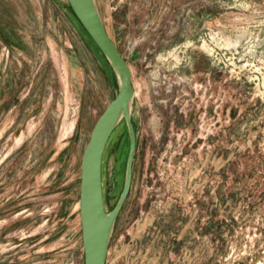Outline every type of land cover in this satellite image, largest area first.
<instances>
[{
  "label": "rangeland",
  "instance_id": "obj_1",
  "mask_svg": "<svg viewBox=\"0 0 264 264\" xmlns=\"http://www.w3.org/2000/svg\"><path fill=\"white\" fill-rule=\"evenodd\" d=\"M95 3L131 68L136 134L105 264H264V0ZM72 13L0 0V264H83L80 160L118 84ZM128 144L123 120L107 211Z\"/></svg>",
  "mask_w": 264,
  "mask_h": 264
},
{
  "label": "water",
  "instance_id": "obj_2",
  "mask_svg": "<svg viewBox=\"0 0 264 264\" xmlns=\"http://www.w3.org/2000/svg\"><path fill=\"white\" fill-rule=\"evenodd\" d=\"M82 27L114 70L118 90L96 119L80 160L78 211L81 227L83 264H105L115 218L127 197L136 146L135 128L130 115L134 95L131 68L109 36L95 0H67ZM128 129L125 176L119 197L107 211L102 186L101 162L104 148L120 119Z\"/></svg>",
  "mask_w": 264,
  "mask_h": 264
},
{
  "label": "bare ground",
  "instance_id": "obj_3",
  "mask_svg": "<svg viewBox=\"0 0 264 264\" xmlns=\"http://www.w3.org/2000/svg\"><path fill=\"white\" fill-rule=\"evenodd\" d=\"M122 121H123V118L120 119L119 122L117 123L118 125H116L117 127L115 128V133L118 130V128L120 127V125L122 124ZM105 148H106V146H105ZM105 148H104V150H105ZM103 154H104V152H103ZM102 159H103V156H102ZM101 175H102V162H101Z\"/></svg>",
  "mask_w": 264,
  "mask_h": 264
},
{
  "label": "trees",
  "instance_id": "obj_4",
  "mask_svg": "<svg viewBox=\"0 0 264 264\" xmlns=\"http://www.w3.org/2000/svg\"><path fill=\"white\" fill-rule=\"evenodd\" d=\"M70 7V6H69ZM70 10H71V8H70ZM71 12H72V10H71ZM73 14V13H72ZM75 16V15H74ZM77 19V18H76ZM77 21H78V19H77ZM79 22V21H78ZM80 23V22H79ZM81 25V24H80ZM82 26V25H81ZM84 29V28H83ZM84 31H85V29H84ZM86 32V31H85ZM87 33V32H86ZM87 35H88V33H87ZM89 36V35H88ZM89 38H90V36H89ZM90 40L92 41V43L95 45V47H96V49L98 50V52L101 54V51H100V49L96 46V44L94 43V41L90 38Z\"/></svg>",
  "mask_w": 264,
  "mask_h": 264
}]
</instances>
